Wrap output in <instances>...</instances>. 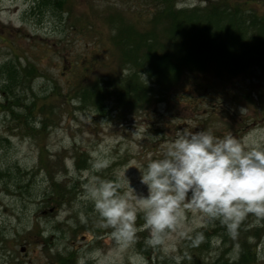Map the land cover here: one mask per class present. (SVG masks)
<instances>
[{"label":"rangeland","instance_id":"1","mask_svg":"<svg viewBox=\"0 0 264 264\" xmlns=\"http://www.w3.org/2000/svg\"><path fill=\"white\" fill-rule=\"evenodd\" d=\"M201 1L177 0V7ZM238 1L264 11V0ZM38 2L0 0V264H183L195 255L214 264L235 260L243 243L264 264V217L248 213L233 235L219 218L186 208L164 242L151 244L138 212L134 238L121 245L84 189L92 176L115 179L134 162L125 174L146 194L139 175L182 128L264 135L262 67L226 82L208 69L164 85L143 71L142 53L151 32L156 51L159 36L175 35L159 14L164 0ZM139 81L145 95L132 89ZM102 159L107 166L94 169ZM201 228L203 238L189 250L185 242Z\"/></svg>","mask_w":264,"mask_h":264},{"label":"clouds","instance_id":"2","mask_svg":"<svg viewBox=\"0 0 264 264\" xmlns=\"http://www.w3.org/2000/svg\"><path fill=\"white\" fill-rule=\"evenodd\" d=\"M162 149V156L149 160L139 175L146 194L137 193L125 174L134 162L115 179L92 176L84 185L85 199L92 201L118 243L134 238L138 212L151 229V244L164 242L166 230L182 221L186 208L219 218L233 235L248 213L264 217V135L238 139L231 132L216 136L211 128H182ZM108 163L97 160L93 168ZM125 185L127 190L121 191Z\"/></svg>","mask_w":264,"mask_h":264},{"label":"trees","instance_id":"3","mask_svg":"<svg viewBox=\"0 0 264 264\" xmlns=\"http://www.w3.org/2000/svg\"><path fill=\"white\" fill-rule=\"evenodd\" d=\"M164 1L165 5L159 14L165 18L166 32L175 35H165L163 39L159 36L158 53L152 50V44H148L153 42L158 34L153 31L144 39L148 52L140 50L149 63L143 64V71L147 72L150 79L155 77L164 85H172L178 82L182 75L194 78L199 72L211 69L226 82L243 72H251V66L254 65H260L264 71V11L259 12L254 7L246 9L242 1L238 0H202V6L198 4L188 8L177 7V0ZM50 4L54 8L62 5L60 0H40L36 7H46ZM135 23L132 25L137 28ZM129 36L132 40V36ZM128 54L131 56V51ZM126 78L127 85H130L133 78L130 74ZM144 82L150 84L147 80ZM136 88L145 95V88L140 81L132 86V89ZM85 91H89V88H85ZM119 93L121 97L122 93ZM158 95L162 96L163 93L158 91ZM61 189V183H57L52 190L62 195ZM202 231L201 228L192 239L185 242L189 250L195 248L194 244L189 242L201 236ZM198 246L201 248V245ZM254 247L252 244L243 243L235 260L222 257L214 264H255ZM60 257L64 259L63 255ZM185 262L186 258L183 264H200L196 255L189 263Z\"/></svg>","mask_w":264,"mask_h":264}]
</instances>
